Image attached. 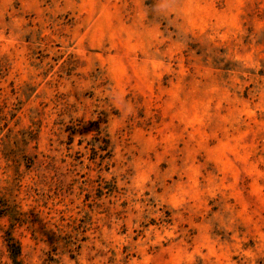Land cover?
Returning a JSON list of instances; mask_svg holds the SVG:
<instances>
[{
	"label": "rangeland",
	"instance_id": "1",
	"mask_svg": "<svg viewBox=\"0 0 264 264\" xmlns=\"http://www.w3.org/2000/svg\"><path fill=\"white\" fill-rule=\"evenodd\" d=\"M264 264V0H0V264Z\"/></svg>",
	"mask_w": 264,
	"mask_h": 264
},
{
	"label": "trees",
	"instance_id": "2",
	"mask_svg": "<svg viewBox=\"0 0 264 264\" xmlns=\"http://www.w3.org/2000/svg\"><path fill=\"white\" fill-rule=\"evenodd\" d=\"M9 249H10V256L11 259L13 260L14 264H21L19 261V256H20V248L17 245V243H11L9 242Z\"/></svg>",
	"mask_w": 264,
	"mask_h": 264
}]
</instances>
